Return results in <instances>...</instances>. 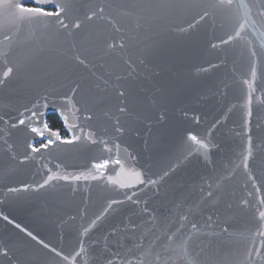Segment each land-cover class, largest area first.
I'll return each instance as SVG.
<instances>
[{"label": "water", "instance_id": "95a60500", "mask_svg": "<svg viewBox=\"0 0 264 264\" xmlns=\"http://www.w3.org/2000/svg\"><path fill=\"white\" fill-rule=\"evenodd\" d=\"M244 2L0 0V264H264V0ZM25 3L69 4V27Z\"/></svg>", "mask_w": 264, "mask_h": 264}, {"label": "snow or ice", "instance_id": "6c2138e0", "mask_svg": "<svg viewBox=\"0 0 264 264\" xmlns=\"http://www.w3.org/2000/svg\"><path fill=\"white\" fill-rule=\"evenodd\" d=\"M37 2H42V0H37ZM15 8H17L19 10L20 16L19 19L20 20H36L39 19L40 17H48V18H52L55 17L56 18V22L62 27V28H68L69 24L65 22L64 19H60L61 15L63 14L65 17H67L68 12H69V8L70 5L66 4V3H62V4H57L55 6L54 11H47L41 7H25L23 4H16L14 5ZM212 7L219 9V10H231V9H245L247 10L249 8V5L247 3L244 2V0H215V3L212 5ZM247 13L245 12V15ZM258 14L260 17H264V4H261L258 8ZM208 13L205 12L203 16L200 17L201 20L205 19L207 17ZM87 19L91 20L92 17L88 16ZM45 26H47V23L45 24ZM80 23L76 22L72 25V27L74 28H80ZM245 23H241L240 24V29L243 30L245 28ZM236 37H241V31H237L235 33V37L233 36H229L228 40L223 41V43H228L230 41H232L234 38ZM82 62V61H81ZM13 71L12 68H8L7 71H5L3 73L4 77H7L11 72ZM253 75H255V71L253 70ZM3 81H0V83H2ZM121 96L124 95L123 92L120 93ZM70 98H69V103H70ZM120 111H124V108H121ZM34 116H41L42 113H34ZM65 120H67V117H65ZM20 124H24L25 121L22 119L19 121ZM13 127H15V125H13ZM31 132L36 133L37 135H43V131H41V129L39 127H35L32 126L30 128ZM48 126L47 124H44V131H48ZM53 136L56 137V139H60L58 133L53 132L51 133ZM189 140H191L193 143H198L200 144V147L204 148L206 147L204 144H202L201 142H199L197 140V138L195 136H189ZM72 140H61V143H72ZM53 143V141L49 140L47 143H42L41 144V148H48L51 144ZM29 147L32 149V152H38L40 151V149L32 146L31 144L29 145ZM247 160V157H245V161ZM108 161H104L103 163H97L94 164L93 167H95L96 169H101L104 168L107 165ZM115 163H119V161H115ZM127 174L131 175V176H135L137 179V182L139 183H143L142 180L139 179L140 174L137 172H133V171H129ZM66 179V177H64ZM49 179H52V177H49ZM75 179H79L78 177H76ZM47 183V181H46ZM154 183V182H153ZM260 219L262 221H264V212H260ZM193 227H195V225H193ZM262 228H264V224L261 225ZM259 235L264 237V231H259ZM33 239H36L35 236L32 237ZM172 237H169V240H171ZM45 248H48L49 246L47 244L44 245ZM181 248V252L183 251V245H180ZM56 255H61L59 252L56 253ZM177 255H181L180 252L177 253ZM183 258V257H182ZM173 264H175V262H173Z\"/></svg>", "mask_w": 264, "mask_h": 264}, {"label": "trees", "instance_id": "16d2710c", "mask_svg": "<svg viewBox=\"0 0 264 264\" xmlns=\"http://www.w3.org/2000/svg\"><path fill=\"white\" fill-rule=\"evenodd\" d=\"M24 5L28 6V7L31 6V4H29V3H25ZM45 121H46V124H47L49 129L58 132L61 137H64V138L68 137L66 131L63 129V126H62L60 119L57 117L56 114H54V113L48 114L46 116ZM38 145H39V143H36V146H38Z\"/></svg>", "mask_w": 264, "mask_h": 264}, {"label": "rangeland", "instance_id": "374dc122", "mask_svg": "<svg viewBox=\"0 0 264 264\" xmlns=\"http://www.w3.org/2000/svg\"><path fill=\"white\" fill-rule=\"evenodd\" d=\"M67 135H68V134H67ZM60 138L63 139V140H67V139H69V136H68L67 138H64V137H61V136H60ZM42 143H44V141H42L41 143H39L38 146H41ZM38 146H36V144L34 145V147H38Z\"/></svg>", "mask_w": 264, "mask_h": 264}]
</instances>
